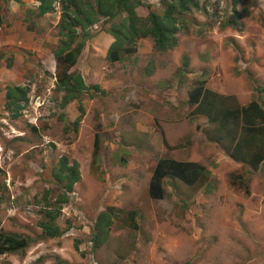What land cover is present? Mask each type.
<instances>
[{
  "label": "rangeland",
  "instance_id": "1",
  "mask_svg": "<svg viewBox=\"0 0 264 264\" xmlns=\"http://www.w3.org/2000/svg\"><path fill=\"white\" fill-rule=\"evenodd\" d=\"M141 1L154 6L159 2ZM25 2L26 6L19 8L10 0H0V5L7 9L2 11L7 20L0 24L3 53L0 56V228L38 236L40 230L31 209L35 207L33 198L39 200L43 196L51 181L49 171L60 157H68L69 165L78 162L80 180L69 194L71 204L62 209L59 218L62 225L71 224L70 228L61 237L30 244L22 256L0 255V264H264V170L258 168L252 172L253 168L246 165L235 169L225 165L217 179L218 173H213L217 165L226 160L235 161L218 145H213L206 160L198 159L208 169L205 183L190 186L166 177L162 181L165 189L162 199H153L148 194L156 161L161 157L172 158L182 149L177 148L181 144L167 146L161 126L169 139L184 136L183 141L189 142L198 121L190 120L187 114L186 91L190 86L184 79L186 72L178 71V67L185 65L183 61L192 66L189 72H197L198 67L206 64L209 77L216 78L219 74L218 82L220 79L223 82L219 94L223 97L228 91L246 89L244 83L250 90L262 84L263 91L256 92L261 96L264 110V0H238L235 9L224 0H205V8L191 12L196 22H190L187 33L191 36L185 38L183 47L161 58H154L149 51L150 40H141L136 43L138 49L123 54L119 62L108 61L106 52L112 36L105 32L106 24L95 21L78 64L70 70L72 76H82L86 89L67 101L63 99L64 91L56 88L52 56L59 39L56 32L59 5L55 12L31 22L33 13L27 9L33 5L31 0ZM147 9L141 6L137 10L144 15ZM236 10L242 12V17L236 20L234 28L224 29L225 19ZM27 17L31 19L26 20ZM240 24L242 30H236ZM27 27L34 31H28ZM229 37L246 46L245 56L233 55L240 65L234 70L227 69ZM20 46L24 48L21 50ZM206 47H217L218 58L209 60V55L204 53ZM223 47L227 50L222 51ZM183 51L191 53L186 52L176 61ZM217 60L219 64L222 61V70L216 67ZM164 69L166 72L159 73ZM230 71L236 76H232L234 80L227 75ZM243 76L246 79H238ZM197 78L192 79V84L200 80ZM23 79L30 80L31 95L25 110L13 117L5 107V85L22 83ZM154 83L164 85L163 89L154 90L159 97L156 104L163 105L160 109L154 106L152 97L145 96L153 91ZM39 90L44 93L39 95L41 98L37 97ZM171 91L173 97H169ZM151 106L155 107L154 111ZM164 106L169 107L173 118L167 116ZM199 116L202 115L194 114L190 118ZM183 123L189 128H183ZM210 130L215 138L213 128ZM221 132L218 130V134ZM18 136L24 141H15ZM95 136L99 157L93 165ZM15 151H20L23 157L31 154V163L26 164L25 158L13 160ZM231 172L237 174L229 176ZM232 176H237L234 177L239 183L237 187L230 185ZM247 184L249 187L252 184L247 197L252 198L253 206L249 208L244 202L230 204L238 193L246 195L239 188ZM202 186L209 193H203ZM108 206L122 214L112 218L107 235L103 227V242L92 246L91 228L97 215ZM130 214L136 215L133 222L128 221Z\"/></svg>",
  "mask_w": 264,
  "mask_h": 264
},
{
  "label": "trees",
  "instance_id": "2",
  "mask_svg": "<svg viewBox=\"0 0 264 264\" xmlns=\"http://www.w3.org/2000/svg\"><path fill=\"white\" fill-rule=\"evenodd\" d=\"M39 2L37 15H44L55 11V5H59L60 17L56 25L58 43L53 50L56 60V88L64 91L63 99L78 97L86 89L81 75L72 76L71 68L80 60L86 41L91 37L90 27L95 21H102L106 24V32L112 35L114 41L111 43L106 58L109 61L121 60V52L132 53L135 51V41L139 38L151 37L156 51H168L182 45V36L190 33V22H196L191 18V12L200 7L204 0H159L163 5L159 11L149 10L143 16L137 12L142 5L140 0H36ZM238 0H224L232 9H235ZM257 2V1H256ZM256 2L254 4H256ZM242 17V12L235 11L230 18L225 19V28H234L236 20ZM243 24L237 25L236 30H242ZM188 30V31H187ZM229 45V63L237 57L245 56L246 46L239 43L234 37L227 39ZM255 55V48L252 49ZM251 78L253 74H250ZM22 83H8L6 88L5 107L13 117H17L26 107L28 95L31 92L30 80L23 79ZM249 80V79H248ZM205 80H198L189 92L186 100L187 114L190 116L200 114L207 117L210 127H216L215 140L224 145L227 140L234 148L225 151L232 159L243 162L251 168L257 169L264 159V110L261 96L250 95V99L244 105L231 104L234 107H227L220 99L222 96L204 87ZM98 88L96 84L92 85ZM258 93L263 91V85L254 87ZM193 110L190 111V108ZM78 121H75L77 124ZM195 123V122H193ZM208 124V125H209ZM198 124L191 135L192 138L198 135ZM162 128V127H161ZM218 130L222 131L218 134ZM202 131H205L203 128ZM224 131V136H223ZM190 136V137H191ZM206 136L214 140L212 131L206 130ZM222 136V137H221ZM220 137V138H219ZM15 141L23 142L20 136ZM34 146L37 144L33 143ZM10 149H12L10 147ZM229 149V148H228ZM20 151L12 153L13 160L25 158V163H31L29 157L19 155ZM19 155V156H18ZM99 157L98 138L95 136L92 149L93 165ZM22 160V159H21ZM29 168V167H28ZM206 167L195 161H177L174 159H159L153 169L149 181V196L153 199L164 197L163 178L172 177L181 180L186 185L205 183L208 178L205 173ZM34 173H37L35 170ZM204 173V174H203ZM237 174L229 173V176ZM232 176L233 187L239 185ZM51 181L44 190L43 196L36 200L33 198L35 207L31 208L37 219V227L40 232L37 237L29 234H21L13 231H5L0 228V255L20 254L24 255L30 244L37 240H47L61 237L71 226L60 223L61 211L65 206L71 204L70 193L76 182L80 180L78 162L73 161L69 165V158L62 156L53 164L49 171ZM238 181L241 180V176ZM248 191V184L240 187ZM1 201V199H0ZM134 213V212H132ZM122 214L113 206H108L96 217L91 228L93 245L100 244L104 240L113 217ZM130 214L129 222L135 220ZM1 221V220H0ZM103 227L105 234L103 232ZM136 227V224H135ZM77 248V245H75Z\"/></svg>",
  "mask_w": 264,
  "mask_h": 264
},
{
  "label": "clouds",
  "instance_id": "3",
  "mask_svg": "<svg viewBox=\"0 0 264 264\" xmlns=\"http://www.w3.org/2000/svg\"><path fill=\"white\" fill-rule=\"evenodd\" d=\"M15 2H19V5L20 6H22V5H25L26 4V2L25 1H22V0H14ZM141 1V0H140ZM205 1V0H204ZM203 1V2H204ZM203 2H200V7L198 8V9H194L195 11L196 10H201L202 9V7L203 8H205V5L203 4ZM33 6H30V8H28L27 9V11L28 12H30V13H33V20L31 21V22H33L34 21V19H39V18H41V17H43L44 15H46V14H49V13H53V12H48V13H45L44 15H37V7H38V5H39V2L38 1H36V0H31V2H30ZM141 3H142V5L141 6H144V7H147L148 9H147V11H146V13H144V15L143 16H145L147 13H148V11L149 10H152V11H159L161 8H163V5L161 4V2L159 1L158 2V4H155V6H154V4H152V3H149V4H144L142 1H141ZM140 6V7H141ZM2 6L0 5V8H1ZM139 8V7H138ZM137 8V9H138ZM55 10H56V5H55ZM194 10H192V11H194ZM55 12V11H54ZM137 12L139 13V10H137ZM140 14V13H139ZM0 16H4L5 17V15H2V14H0ZM29 19H31L30 17H27L26 18V20H29ZM7 19L5 18L4 19V21H6ZM59 21V20H58ZM194 21H196L195 19H194ZM0 22H1V20H0ZM2 23V22H1ZM34 24V23H33ZM34 26V25H33ZM57 28V27H56ZM27 30L28 31H34V29H32V28H28L27 27ZM57 32V31H56ZM106 32V31H105ZM108 33V32H107ZM109 34V33H108ZM111 35V34H110ZM112 36V35H111ZM182 36V45L179 47H177V48H174V49H171V50H168V51H163V52H161V51H156L155 50V48H154V42H153V40H152V38L151 37H144V38H139V39H137L136 41H135V50L136 49H138V47L136 48V43L138 42V41H141V40H146V41H149L150 40V43H151V47H150V49H149V51L151 52V54L153 55V57L154 58H161L162 56H166L167 54H169L170 52H172L173 50H178V49H181L182 47H183V45H184V41H185V38L187 39L189 36H191V34H187V35H181ZM193 36V35H192ZM91 38V37H90ZM89 38V39H90ZM88 39V40H89ZM88 40L86 41V42H88ZM111 43L114 41V38L113 37H111ZM111 43H110V45H111ZM56 45H57V42H56ZM85 45H86V43H85ZM110 45H109V47H110ZM228 46H229V44H228ZM21 47V50L24 48V47H22V46H20ZM109 47H108V49H109ZM56 47H54V49H55ZM53 49V50H54ZM84 49H85V46H84ZM83 49V50H84ZM223 50L222 51H224V49L225 50H227L225 47H223L222 48ZM217 50H218V48L217 47H214V48H209V47H206V51L204 52V53H206L207 55H209V60H212V58L213 57H215L216 56V59L218 58V52H217ZM33 52H34V50H32ZM108 51V50H107ZM186 52H190V51H183L181 54H180V57L176 60V61H178L179 59H181L182 57H184L185 55H186ZM6 53H10V52H6ZM12 53V52H11ZM191 53V52H190ZM197 53H199L200 54V52H197ZM82 54V53H81ZM123 54H130V53H124V52H121V57H122V55ZM3 55V53L2 52H0V56H2ZM106 55H107V52H106ZM52 56H53V58H54V61H55V66H56V60H55V57H54V53H53V51H52ZM81 56V55H80ZM220 58V57H219ZM107 59V58H106ZM122 59V58H121ZM227 59V58H226ZM225 59V60H226ZM109 61V60H108ZM120 61V60H119ZM119 61H110V62H119ZM78 62H79V60H78ZM78 62L76 63V64H78ZM221 63H222V61H221ZM221 63L219 64V62H218V60L216 61V67L217 68H219V69H221L220 68V65H221ZM183 64H185L184 66H181V67H178V71H181V70H183L184 72H186V74H187V76L184 78L185 79V82H186V84L187 85H189L190 86V88H188V90L186 91V98L188 97V92L193 88V87H195L196 85H194V84H192V79L195 77L196 78V76L198 77L199 76V78H197V79H204L205 80V84H204V87H206V88H209L210 90H212V91H214L215 93H217V94H219V90H220V87H222L223 86V82H222V80L220 79V82H218V78L220 77V75L219 74H217V77L216 78H213V77H209L208 75H210V73H209V70H208V67H207V65L206 64H203L202 66H200V67H198V69H197V72H200L199 73V75H197V72H194V73H192V72H189V71H187V70H193V68H192V66H189V65H187V62L186 61H183ZM210 67H212L211 65H210ZM234 67H237V68H239L240 67V65H238V63L235 61V59L234 60H232L231 61V63L229 64V67L227 68V69H230V70H234ZM45 69V68H44ZM222 70V69H221ZM195 71V70H194ZM160 72H166V70L164 69V70H161V71H159V73ZM205 72H207V74L205 73ZM158 73V74H159ZM190 74H192V77H190ZM227 75L228 76H230V77H232V76H235L234 75V73L232 72V71H230L229 73H227ZM236 77V76H235ZM210 78H213L214 79V81L213 82H216V84L219 86V89H213V88H211V85L210 86H207L206 84L208 83V81L210 80ZM246 79V77L245 76H243V77H240V78H238V79ZM232 79L234 80V78L232 77ZM213 84V83H212ZM243 84V83H242ZM245 84V86H246V89H244L243 87H241L238 91H236L235 93L234 92H232V91H228V95L226 96V97H223L222 96V98H220L223 102H224V104L227 106V107H234V106H232L231 104H233V105H235V104H238V105H244V104H246L247 103V101L250 99V95H254L255 94V96H257L258 95V93L255 91V90H253V89H248L247 88V84L246 83H244ZM153 86V85H152ZM30 88H31V82H30ZM247 89H248V91H247ZM32 90V89H31ZM152 90L153 91H151V92H149L148 94H149V98H151L152 96H153V94H155V92H154V90H157V89H155L154 87H152ZM42 92H43V90H39L37 93V97L38 98H41L42 96H44V93L42 94ZM42 94V96H39V95H41ZM246 94H248V95H246ZM30 95H31V92H30V94L28 95V101H29V97H30ZM147 94H145V96H146ZM220 95V94H219ZM174 96V95H173ZM173 96H171L170 94H169V97H173ZM221 96V95H220ZM147 98V97H146ZM171 101L173 100V101H176V98H171L170 99ZM170 102V101H169ZM242 102L244 103V104H242ZM28 103V102H27ZM231 103V104H230ZM26 106H27V104H26ZM154 106H151V111H154ZM25 110V108L21 111V113L23 112ZM172 118H173V116H172ZM196 117H194V119H195ZM162 127V126H161ZM214 127H215V125H214ZM212 129L213 127H208L207 129ZM162 130H163V135H164V137H165V141H166V144H167V146L169 147V145H168V141H167V137H166V134H165V131H164V128L162 127ZM213 131H214V135L216 136V128H213ZM203 132V135H205V131H202ZM157 135H158V137L160 138V134L157 132ZM161 138H162V140H163V142H164V138H163V136H162V134H161ZM214 138V137H213ZM173 140V139H172ZM214 140H215V138H214ZM182 142L181 143H177V144H181V146H179V147H177V148H180V147H183L182 145H183V143L184 142H186V141H183V140H181ZM165 143V142H164ZM176 145V144H175ZM217 145L222 149V150H224V153L226 154V155H228L225 151H226V149H230V150H233V148H234V145H233V143H231L230 145L228 144V141L226 142V143H224V147H223V145H221L219 142H217ZM229 156V155H228ZM230 157V156H229ZM169 157H161V158H159V159H168ZM158 159V160H159ZM169 159H172V158H169ZM157 160V161H158ZM157 161H156V163H157ZM196 162V161H195ZM156 163H155V165H156ZM199 163V162H198ZM262 163H264V159L261 161V163L259 164V166H258V168L260 167V165L262 164ZM201 164V163H200ZM155 165H154V167H153V169L155 168ZM203 165V164H202ZM204 166V165H203ZM249 166V165H248ZM250 167V166H249ZM257 168V169H258ZM153 169H152V173H151V176H152V174H153ZM207 169V168H206ZM257 169H251V171L253 172V171H255V170H257ZM208 170V169H207ZM167 177H169V176H167ZM164 178H166V177H164ZM163 178V179H164ZM170 178H172V177H170ZM150 179H151V177H150ZM174 179H177V178H174ZM177 180H179V179H177ZM150 181V180H149ZM180 182H181V180H179ZM183 183V182H182ZM164 187V186H163ZM148 189H149V183H148ZM240 190H239V192H241V193H244V194H249L250 193V191H249V185H248V191H246L244 188H239ZM242 189V190H241ZM148 192H149V190H148ZM162 199V198H161Z\"/></svg>",
  "mask_w": 264,
  "mask_h": 264
},
{
  "label": "crops",
  "instance_id": "4",
  "mask_svg": "<svg viewBox=\"0 0 264 264\" xmlns=\"http://www.w3.org/2000/svg\"><path fill=\"white\" fill-rule=\"evenodd\" d=\"M22 1H26V0H22ZM10 2L16 4L19 8L20 7H23V6H26V4L20 6L19 5V2L17 3L14 0H10ZM3 10L5 12H7V9H5L4 7H1L0 8V14H1V12ZM10 13L13 14L11 11H10ZM2 15H5V13L2 12ZM5 18L6 17H4V16H0V20H1L2 23L4 22V19ZM1 22H0V24H1ZM215 84H216V82L215 83L213 82V84L211 85V80H209L206 85L207 86H210L211 85V88L217 89V85H215ZM213 85H215V86H213ZM163 86L164 85L163 84H160V83H154L153 84V87L155 89H157V90L163 89ZM0 88H1V85H0ZM172 92L173 91L168 92V94L169 93H172ZM177 96H179V93H177ZM146 97L148 99L149 98V94H147ZM158 99H159V97L156 94H153V96H152V102H153L154 106H156L157 108L160 109V107H163V105L156 104V102L158 101ZM242 104H244V103L242 102ZM164 108L168 111L167 116L171 119V117L173 115L171 114L169 107L168 106H164ZM196 118L198 119V121L194 124V128L196 127L197 124L200 126L197 129L198 135L196 137H194V138H190V141L189 142L188 141L184 142L183 145H182L184 148L181 147L182 149L176 155L172 156V159L177 160V161H196V162L199 161L198 160L199 158H202V159L206 160L207 159V153H210L211 154V147L213 145H217V141L216 140H212V139H210L209 137L206 136V131H205V135H203L202 129L203 128L204 129H207L208 127H210V124L207 122V117H205V116H199V117H196ZM170 123H177V122L176 121H170ZM165 124H167L168 126H170L169 122H165ZM182 126H183V128H187V127L189 128V126L187 124H185V123H183ZM194 128H193V132H194ZM164 131H165V134H166V137H167V141H168V145L169 146H174L177 143H181L182 142L181 140L184 139V136L175 137V138L172 136L171 138L173 140L172 139H169L165 128H164ZM186 135H188V132H186ZM158 139H160V138L158 137ZM178 140H179V142H178ZM188 146L190 147V150H188ZM193 146H195V148H193V150H192V147ZM229 158H231V157H229ZM232 160H234V159H232ZM234 161L235 162H238L239 164H237L235 162H231L229 160H226V162H223L221 164H218L217 165V168H215L216 170L213 171L214 174L218 173V174H216L215 177H217V179H218V177L220 175V172H222V169H223V167L225 165H228V166L232 165V168L233 169L237 168L239 165H246V166H248L247 164H244L243 162H239V161H236V160H234ZM248 168H249V166H248ZM259 169H261L262 171L264 170V163H262L260 165ZM204 187L205 186H202V192L203 193H205V192L206 193H209V191H206L204 189ZM263 187H264V184H263ZM210 189H213V186ZM251 189H252V184H250V187H249L250 193L252 192ZM218 193L221 194L220 192H218ZM230 193H234V190H230ZM249 194H246L245 196H241L238 193L237 195H235V198H231V200H230L231 203L230 204L233 203V204H237L238 205L239 203L244 202L245 204H248V207L249 208L252 207L253 206L252 198L251 197H247ZM242 197H246V198H242ZM220 200H221V198H220ZM223 201L224 202L226 201V198L225 197L223 198ZM249 204H252V205L249 206Z\"/></svg>",
  "mask_w": 264,
  "mask_h": 264
}]
</instances>
